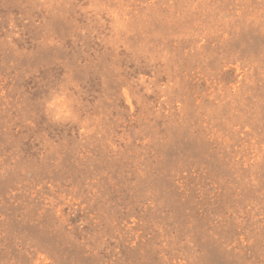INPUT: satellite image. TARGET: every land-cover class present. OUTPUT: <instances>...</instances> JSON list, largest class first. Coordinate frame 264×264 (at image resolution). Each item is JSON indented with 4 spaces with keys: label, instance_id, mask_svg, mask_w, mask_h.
<instances>
[{
    "label": "rangeland",
    "instance_id": "374dc122",
    "mask_svg": "<svg viewBox=\"0 0 264 264\" xmlns=\"http://www.w3.org/2000/svg\"><path fill=\"white\" fill-rule=\"evenodd\" d=\"M0 264H264V0H0Z\"/></svg>",
    "mask_w": 264,
    "mask_h": 264
},
{
    "label": "clouds",
    "instance_id": "9594fccd",
    "mask_svg": "<svg viewBox=\"0 0 264 264\" xmlns=\"http://www.w3.org/2000/svg\"><path fill=\"white\" fill-rule=\"evenodd\" d=\"M64 99L63 97L56 98L51 104L48 105L49 108H56L57 105H63ZM70 113L66 111L65 107H60L57 109V114L55 116L56 120H60L62 116H68Z\"/></svg>",
    "mask_w": 264,
    "mask_h": 264
}]
</instances>
